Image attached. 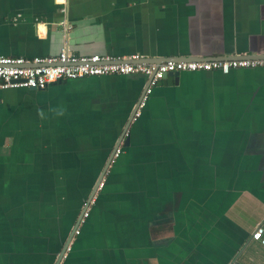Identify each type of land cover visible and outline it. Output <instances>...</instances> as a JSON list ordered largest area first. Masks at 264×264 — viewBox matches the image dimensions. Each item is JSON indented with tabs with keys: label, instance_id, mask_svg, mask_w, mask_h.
Masks as SVG:
<instances>
[{
	"label": "crops",
	"instance_id": "1",
	"mask_svg": "<svg viewBox=\"0 0 264 264\" xmlns=\"http://www.w3.org/2000/svg\"><path fill=\"white\" fill-rule=\"evenodd\" d=\"M63 48L264 57V0H0V55ZM146 83L110 74L0 89V264H54L33 243L55 233L29 224L73 225L117 143L59 264H264L250 239L264 222V68L180 71L130 120Z\"/></svg>",
	"mask_w": 264,
	"mask_h": 264
},
{
	"label": "built area",
	"instance_id": "2",
	"mask_svg": "<svg viewBox=\"0 0 264 264\" xmlns=\"http://www.w3.org/2000/svg\"><path fill=\"white\" fill-rule=\"evenodd\" d=\"M264 68V57L258 58H222L201 60H165L161 62H144L139 56L128 58L113 57L107 54L78 55L61 49L55 55L23 56L0 55V89L6 88H36L84 76L96 75H143L146 86L131 120L136 119L144 106L150 89L169 71H210L218 70L227 73L236 68ZM116 148L112 161L119 153ZM89 207L84 211L79 225L87 216ZM79 225L74 235L79 233ZM250 239L264 246V222L258 223L250 232ZM69 249V246L68 248Z\"/></svg>",
	"mask_w": 264,
	"mask_h": 264
},
{
	"label": "trees",
	"instance_id": "3",
	"mask_svg": "<svg viewBox=\"0 0 264 264\" xmlns=\"http://www.w3.org/2000/svg\"><path fill=\"white\" fill-rule=\"evenodd\" d=\"M96 175H91V176H87L86 178V190L87 192L90 190V187L92 186V183L95 179ZM74 202H72V204H68L66 207H67V212L68 215H71V219H74V215H75V212H76V209H75V204L73 205ZM62 209V208H60ZM89 214V209H88V212H87V216ZM86 216V217H87ZM85 217V218H86ZM84 218V220H85ZM84 222V221H83ZM72 225V221L68 222V223H64V222H61V221H58V219H56V221H53V223H50V222H43V221H39L38 223L36 224H29L28 226V230H33V227H36V229L38 231H42V232H47V231H52L55 233V237L53 239L49 238L48 239V242L47 244L45 243V239H43L42 237L39 238V241L40 243H37L34 241V246L37 248L39 247V250H48V252L50 253H45L43 254L42 256L45 257V260H48V259H52L55 258V255L58 253V251L60 250L61 246H62V243L64 242L65 238H66V235H67V231L68 229L70 228V226ZM80 231V230H79ZM77 235V234H75ZM47 254V255H46ZM25 257H27V255L24 253ZM49 261V260H48Z\"/></svg>",
	"mask_w": 264,
	"mask_h": 264
},
{
	"label": "water",
	"instance_id": "4",
	"mask_svg": "<svg viewBox=\"0 0 264 264\" xmlns=\"http://www.w3.org/2000/svg\"><path fill=\"white\" fill-rule=\"evenodd\" d=\"M143 60H146V59H149V58H141ZM148 61V60H146ZM153 62H161V61H153ZM178 75H179V71H169V72H166L163 74L162 78L156 83V84H166V83H175L178 79ZM136 110V108H135ZM135 110L133 111L131 117H130V120L132 119L133 117V114L135 112ZM129 120V122H130ZM126 131L124 130V133ZM127 138H125V141H126ZM119 146V143H117L114 147V149L112 150L109 158L106 160L101 172L99 173V175L97 176L96 180H95V183L94 185L92 186L91 188V191L89 192L86 200L83 202L82 204V208L80 210V213L78 214L75 222L73 223L72 227H71V230L69 231L67 237L65 238L64 242L62 243V246L60 248V250L58 251L57 255H56V258H55V262L54 264H59L60 261L62 260V258L64 257L65 255V252L69 246V243L71 242V238L74 236V231L76 229V227L79 225V222H80V219L82 218V215L84 213V211L89 207V204L91 203L94 195H95V192L99 189L100 185L102 184V179H103V176L104 174L106 173V170H107V167L110 165V162L112 161V157L114 155V152L116 150V148H118Z\"/></svg>",
	"mask_w": 264,
	"mask_h": 264
},
{
	"label": "rangeland",
	"instance_id": "5",
	"mask_svg": "<svg viewBox=\"0 0 264 264\" xmlns=\"http://www.w3.org/2000/svg\"><path fill=\"white\" fill-rule=\"evenodd\" d=\"M120 148V147H119ZM83 226V222L80 223L79 227Z\"/></svg>",
	"mask_w": 264,
	"mask_h": 264
}]
</instances>
